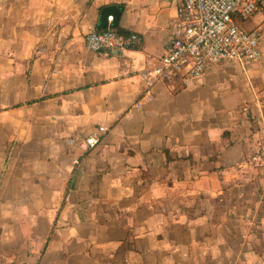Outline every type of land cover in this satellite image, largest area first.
<instances>
[{"label":"crops","instance_id":"1","mask_svg":"<svg viewBox=\"0 0 264 264\" xmlns=\"http://www.w3.org/2000/svg\"><path fill=\"white\" fill-rule=\"evenodd\" d=\"M180 2L0 0V264H264V7L259 60L148 90ZM109 6L141 48L86 47Z\"/></svg>","mask_w":264,"mask_h":264},{"label":"built area","instance_id":"2","mask_svg":"<svg viewBox=\"0 0 264 264\" xmlns=\"http://www.w3.org/2000/svg\"><path fill=\"white\" fill-rule=\"evenodd\" d=\"M260 7H264V0H181L171 49L158 65L142 71L144 86L150 90L159 81L171 83L176 79L188 85L222 62L247 66L259 60L260 31L246 29L241 22ZM137 38L136 33L126 35L108 27L87 33L85 43L92 52H112L128 48ZM140 105L138 100L135 107ZM107 130L100 125L88 138H71L69 144L90 150L101 143V135ZM249 161L264 168V139Z\"/></svg>","mask_w":264,"mask_h":264},{"label":"water","instance_id":"3","mask_svg":"<svg viewBox=\"0 0 264 264\" xmlns=\"http://www.w3.org/2000/svg\"><path fill=\"white\" fill-rule=\"evenodd\" d=\"M102 14L106 20L104 26L109 27L108 21L110 16H113V20L111 23L115 26L118 24V20L120 18V10L116 6H109L104 8ZM114 52L117 53V50H115Z\"/></svg>","mask_w":264,"mask_h":264},{"label":"trees","instance_id":"4","mask_svg":"<svg viewBox=\"0 0 264 264\" xmlns=\"http://www.w3.org/2000/svg\"><path fill=\"white\" fill-rule=\"evenodd\" d=\"M248 20H242V25L244 26V24L247 22ZM245 27V26H244ZM246 28V27H245ZM114 29L116 30V31H118V32H120V33H123V34H126V35H128V34H130L131 32H129V31H123V30H120V29H118L117 27H114ZM247 29V28H246ZM129 47H132V48H135V49H139V48H141L142 47V40L140 39V37H138L137 38V40L133 43V44H131Z\"/></svg>","mask_w":264,"mask_h":264},{"label":"rangeland","instance_id":"5","mask_svg":"<svg viewBox=\"0 0 264 264\" xmlns=\"http://www.w3.org/2000/svg\"><path fill=\"white\" fill-rule=\"evenodd\" d=\"M244 26L246 27V23L244 24Z\"/></svg>","mask_w":264,"mask_h":264}]
</instances>
